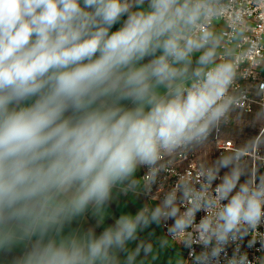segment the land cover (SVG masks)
<instances>
[{"label": "clouds", "instance_id": "clouds-1", "mask_svg": "<svg viewBox=\"0 0 264 264\" xmlns=\"http://www.w3.org/2000/svg\"><path fill=\"white\" fill-rule=\"evenodd\" d=\"M220 16L238 22L221 0H0V257L137 264L171 242L188 249L175 264H264V83L195 183L64 231L103 224L117 187L151 191L169 158L228 125L238 69L205 27ZM153 224L165 234L143 241Z\"/></svg>", "mask_w": 264, "mask_h": 264}, {"label": "built area", "instance_id": "built-area-1", "mask_svg": "<svg viewBox=\"0 0 264 264\" xmlns=\"http://www.w3.org/2000/svg\"><path fill=\"white\" fill-rule=\"evenodd\" d=\"M230 15L234 10L238 18L236 26L229 23L225 16L210 20L205 27L211 30L216 22L222 24L219 36L222 40L220 59L227 57L234 59L238 69V84L233 89V95L237 97L238 103L234 109L251 112L257 99L249 95L248 86H256L264 83V0H221ZM242 21V23L240 22ZM228 125L216 132L214 140L203 145H193L186 150H181L166 161L165 168L157 175L156 183L151 191L144 185L141 192L148 201L161 200L165 193L174 185L177 178H183L189 183H195L198 172L205 160L204 154L213 151L218 154L219 150L230 148L231 142L225 136ZM233 141V140H232ZM147 181V178H145ZM171 223V221H169ZM162 232L164 229L161 226ZM176 244V243H175ZM178 246V244H176ZM258 247V246H257ZM185 257L188 249L182 248ZM260 253L250 251V258Z\"/></svg>", "mask_w": 264, "mask_h": 264}, {"label": "crops", "instance_id": "crops-1", "mask_svg": "<svg viewBox=\"0 0 264 264\" xmlns=\"http://www.w3.org/2000/svg\"><path fill=\"white\" fill-rule=\"evenodd\" d=\"M221 29H222V24L216 22L210 31H213L220 38L219 33ZM221 45H222V40H221ZM220 51H221V47L218 49L219 53ZM147 202L148 201L141 192L140 185L134 190H128L126 194L122 187H117L112 194L113 206L106 209V215L104 216L103 224H99V226H97V219L94 218L93 215L91 214H86L78 218V220L74 222L72 225L66 226L64 231L65 233L68 232L76 233V232H83L88 228L93 227L97 232H99L108 222L114 220L123 212L128 211L130 209H135ZM149 232L153 233L151 237H149L148 235ZM140 235L143 241H148L149 239H151V241L154 243L157 237L163 236L164 234L162 232L161 227L158 228L155 224H153L151 228H149L145 232H142ZM135 246H136L135 244H130L129 248L132 249ZM178 253H182V255L185 257L184 250L181 247L177 246L175 243L170 242L168 246L164 249H160L159 247L155 248L153 255L157 256V259L153 260L152 256L144 257L143 255H141L140 257L137 258V264H168L169 260L172 261V264H175ZM10 259L11 257L8 256L0 257V264H9ZM120 259L123 260V257H120Z\"/></svg>", "mask_w": 264, "mask_h": 264}, {"label": "rangeland", "instance_id": "rangeland-1", "mask_svg": "<svg viewBox=\"0 0 264 264\" xmlns=\"http://www.w3.org/2000/svg\"><path fill=\"white\" fill-rule=\"evenodd\" d=\"M245 113L246 112L239 110V109L234 110L232 122L225 132V136L227 138L232 139L234 141L235 138L243 131V128L245 127V124L247 123V121L244 119ZM211 152L212 151L208 150V152L204 154L205 160H207Z\"/></svg>", "mask_w": 264, "mask_h": 264}]
</instances>
